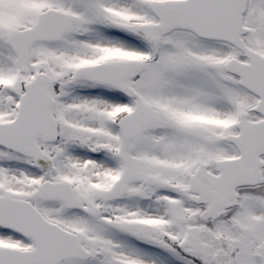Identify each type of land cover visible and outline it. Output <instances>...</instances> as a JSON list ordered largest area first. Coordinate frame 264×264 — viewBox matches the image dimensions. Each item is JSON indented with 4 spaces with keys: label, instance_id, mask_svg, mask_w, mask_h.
I'll return each instance as SVG.
<instances>
[{
    "label": "snow or ice",
    "instance_id": "obj_1",
    "mask_svg": "<svg viewBox=\"0 0 264 264\" xmlns=\"http://www.w3.org/2000/svg\"><path fill=\"white\" fill-rule=\"evenodd\" d=\"M0 264H264V0H0Z\"/></svg>",
    "mask_w": 264,
    "mask_h": 264
}]
</instances>
